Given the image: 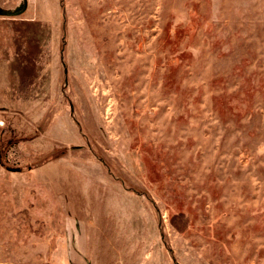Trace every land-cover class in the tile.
<instances>
[{"label":"rangeland","instance_id":"obj_1","mask_svg":"<svg viewBox=\"0 0 264 264\" xmlns=\"http://www.w3.org/2000/svg\"><path fill=\"white\" fill-rule=\"evenodd\" d=\"M262 146L264 0H0V262L264 264Z\"/></svg>","mask_w":264,"mask_h":264},{"label":"trees","instance_id":"obj_2","mask_svg":"<svg viewBox=\"0 0 264 264\" xmlns=\"http://www.w3.org/2000/svg\"><path fill=\"white\" fill-rule=\"evenodd\" d=\"M264 146H262V147H260V148H263ZM179 216L180 217H182V220H183V225L182 226H178L179 227V229L180 230H183V229H185L186 227H188L187 225H188V223H189V219H188V216L186 215H184V213H180L179 214Z\"/></svg>","mask_w":264,"mask_h":264},{"label":"water","instance_id":"obj_3","mask_svg":"<svg viewBox=\"0 0 264 264\" xmlns=\"http://www.w3.org/2000/svg\"><path fill=\"white\" fill-rule=\"evenodd\" d=\"M7 169H8L10 172H21V171H22L21 168L7 167Z\"/></svg>","mask_w":264,"mask_h":264},{"label":"crops","instance_id":"obj_4","mask_svg":"<svg viewBox=\"0 0 264 264\" xmlns=\"http://www.w3.org/2000/svg\"><path fill=\"white\" fill-rule=\"evenodd\" d=\"M0 264H10V263H7V262H6V263H3V262H0Z\"/></svg>","mask_w":264,"mask_h":264}]
</instances>
